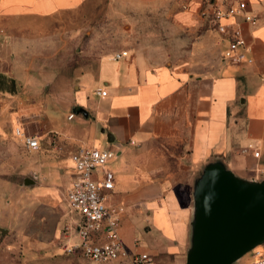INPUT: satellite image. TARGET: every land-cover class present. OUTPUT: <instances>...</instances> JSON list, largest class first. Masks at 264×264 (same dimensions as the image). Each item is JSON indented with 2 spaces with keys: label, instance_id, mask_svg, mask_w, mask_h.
<instances>
[{
  "label": "crops",
  "instance_id": "1",
  "mask_svg": "<svg viewBox=\"0 0 264 264\" xmlns=\"http://www.w3.org/2000/svg\"><path fill=\"white\" fill-rule=\"evenodd\" d=\"M91 1L0 0V49L11 42H31L11 31L40 29L34 26L36 21ZM102 1L118 6L119 14L121 10L160 14L165 17L167 36L161 42H203L199 49L204 54H193L187 62L208 61V53L214 65L202 71L174 66L170 61L153 64L130 48L104 53L93 71L85 67L80 73L75 70L76 76L66 87L55 90L70 108L66 120L76 119V124L64 129L49 123L62 149L47 158L51 166L58 167L66 189L73 174V152L88 146L115 151L108 164L114 188L106 204L122 208L119 232L125 247L131 253H149L154 264H185L191 247L194 187L205 166L221 161L242 179L264 181V0ZM240 1L246 4L245 12L257 18V25L237 18L249 61L229 64L222 53L234 19L220 20L229 26L226 33H220L211 15L214 8L236 6ZM23 22L28 25L23 27ZM123 50L127 55L116 59L114 54ZM98 88L106 94L98 95ZM70 113L74 116L68 119ZM27 129L38 136L39 148L31 150L38 151L43 133ZM106 133L113 141L107 140ZM248 145L252 148L246 149ZM27 179L28 184L35 183ZM32 197L38 198L35 193ZM38 203L55 215L41 224L36 241L40 248L61 251L60 244L67 248L77 244L79 214L67 203L68 210H61L57 202L49 206ZM62 228L66 231L61 232ZM260 249L264 251V244ZM252 259L247 253L233 264H250Z\"/></svg>",
  "mask_w": 264,
  "mask_h": 264
},
{
  "label": "rangeland",
  "instance_id": "2",
  "mask_svg": "<svg viewBox=\"0 0 264 264\" xmlns=\"http://www.w3.org/2000/svg\"><path fill=\"white\" fill-rule=\"evenodd\" d=\"M119 10L94 0L36 21L34 26L40 29L11 31L31 42H11L0 49V74L15 77L14 93L0 91V228L7 229L4 234L0 230V264H91L79 251L68 253V245L51 251L36 242L41 224L55 216L38 202L47 206L57 202L61 210H68L64 181L47 156L62 149L49 123L64 129L76 124V119L66 120L70 108L60 101L64 96L55 92L66 87L76 76L75 70L93 71L101 55L122 48H130L153 64L170 61L202 71L214 65L208 53V61L187 62L193 54H204L199 49L203 42H161L167 36L165 17L160 14L131 10L119 14ZM23 23V27L28 25ZM124 39L146 42H120ZM20 123L43 133L38 151L26 149L14 136L13 129ZM27 178L35 183L25 184Z\"/></svg>",
  "mask_w": 264,
  "mask_h": 264
},
{
  "label": "built area",
  "instance_id": "3",
  "mask_svg": "<svg viewBox=\"0 0 264 264\" xmlns=\"http://www.w3.org/2000/svg\"><path fill=\"white\" fill-rule=\"evenodd\" d=\"M245 8V2L240 1L236 6L214 8L211 15V20L220 33H226L229 29V26L222 24L220 20L234 19L227 46L222 53V59L229 64L249 61V48L237 18L241 17L242 21L252 26L257 25V18L245 12ZM201 15L205 16V11H202ZM126 55L127 51L123 50L115 53L114 57L119 59ZM96 93L104 96L106 91L98 88ZM73 116L74 114L70 113L68 119ZM13 134L26 149L39 148L38 136L30 132L23 123L14 127ZM249 148H252V145H248L246 149ZM253 154L258 156L259 153L255 151ZM115 156L116 152L113 150L93 146L79 148L71 154L73 174L64 197L68 207L81 217V223L77 229L79 241L67 248V252L79 251L87 260L99 263L154 264L149 253H131L125 247L119 232V213L122 208L109 207L106 204L114 188V174L108 164ZM249 253L253 258L250 264H264V251L259 246Z\"/></svg>",
  "mask_w": 264,
  "mask_h": 264
},
{
  "label": "water",
  "instance_id": "4",
  "mask_svg": "<svg viewBox=\"0 0 264 264\" xmlns=\"http://www.w3.org/2000/svg\"><path fill=\"white\" fill-rule=\"evenodd\" d=\"M78 112L87 116L83 108ZM106 136L113 141L109 133ZM193 198L191 247L185 264H233L264 244V181L242 179L215 161L196 180Z\"/></svg>",
  "mask_w": 264,
  "mask_h": 264
},
{
  "label": "trees",
  "instance_id": "5",
  "mask_svg": "<svg viewBox=\"0 0 264 264\" xmlns=\"http://www.w3.org/2000/svg\"><path fill=\"white\" fill-rule=\"evenodd\" d=\"M14 81L15 80L12 78H6L5 76L0 75V91L14 93ZM4 82L10 85L9 88L5 86L6 84Z\"/></svg>",
  "mask_w": 264,
  "mask_h": 264
}]
</instances>
